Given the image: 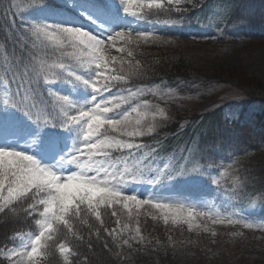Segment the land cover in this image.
I'll list each match as a JSON object with an SVG mask.
<instances>
[{
  "label": "trees",
  "instance_id": "obj_1",
  "mask_svg": "<svg viewBox=\"0 0 264 264\" xmlns=\"http://www.w3.org/2000/svg\"><path fill=\"white\" fill-rule=\"evenodd\" d=\"M70 1L75 2L77 7L75 8ZM117 1L119 0H44L42 4L35 5L28 10L26 6L29 0H12V3L19 6L14 9L17 12L15 17L17 23L25 25L33 22L50 25L38 18V9L42 7L58 10L63 16L83 19L85 16L80 7H92L104 14L108 12L117 14L130 25L133 24L137 27L150 25L153 28V37L147 43L140 42L138 46H132L133 57L131 59L138 60L145 73L143 76L132 77L127 87L133 89L140 85L154 86L163 80L175 84L182 80L200 77L237 84L240 75L236 69L232 68L234 67L232 62L257 51L255 50L257 45L261 47V51L264 50V0H230L233 2V8H229L223 21L212 28L210 26L200 27L197 18L211 11L208 5L216 0H207L196 9H185L179 12L172 8L169 9L168 6H165L164 9H141L137 8L134 3L131 11L136 15L125 12L124 4H120L122 7H117L119 5ZM141 2H147V0H141ZM8 3L9 0H0V88L3 84L4 68L21 54L19 45L6 38V33L9 30L7 20L12 19V16L9 13L5 18L2 12ZM141 15L146 18L141 19ZM171 15L175 16L176 21L168 22ZM190 33L194 34L195 38H192ZM204 37L210 38L205 39ZM45 44L47 48L44 52L37 51V57L43 60L46 65H57V67L50 68V72L58 73L56 80L60 81L68 92L81 88L82 85L79 82L75 81L73 77L67 76V73L58 67L60 63H64L67 67L82 68L79 67L76 59L68 54L72 50L68 49L65 55H61L58 46L53 42L45 41ZM37 45L39 47L40 42H37ZM120 46L118 42L117 47ZM110 55L119 56L120 53L112 50ZM254 72L258 76L261 75L260 71L259 73L258 71ZM49 79L51 80L53 77L49 75ZM259 81L250 82L249 95L254 100L264 102V83ZM49 84H43V89L46 92L49 90ZM218 112V110H214L203 115L193 113L191 117L194 120L184 130L179 129L180 120H182L180 115L177 122L170 124V134H164L162 131L158 135L143 138L142 143L148 146L144 149L145 152H149L153 147L158 149L156 158L149 157L145 161L148 170L143 173V176L148 172L159 171L171 158L172 160L167 166V174L173 178L163 179L166 188H171L174 184L183 188L186 185L199 186L203 191L217 194L218 201L226 208L235 207L240 203L248 205L254 197H258L261 201L264 198V147L259 144L260 142L264 143V128L255 132V138H252V134H238V132L228 129L222 133L223 138L219 139L213 135L215 134L214 118ZM12 115L14 118H19L23 128L37 131L38 135L44 134V130L48 129L47 126H41L29 119L24 112L18 109L13 108ZM52 128L63 129L54 126ZM234 134L236 135L234 136ZM43 139L46 140L44 137ZM205 143L211 144L212 147L207 148L209 151L201 152V147ZM213 145L224 148L231 147L234 149V153L239 150L238 153L233 154V158H238L237 163L230 166L221 164V157L216 156ZM183 146L184 151H182ZM114 155H118V153H114ZM223 155L225 158L231 156L226 150ZM197 157L201 166L211 161L214 167H204L201 172L207 174L193 175L190 172L187 175H176L180 166L191 169L190 163ZM227 161L229 162V160ZM130 163L132 166L131 161ZM218 176L221 178L216 184L213 179ZM196 177L197 179H195ZM191 180H196L199 185H195L196 183ZM189 181L192 184H190L191 182L187 183ZM110 211L111 209L101 208V216L105 220L106 226L122 228L124 238L129 239L132 244L131 249L127 245H123L119 238L112 241L111 238L102 234L101 239L97 240L93 229L91 234L93 249L88 251L85 241L89 239L90 234L88 225L84 221L86 220L88 224L99 225L94 216L82 213L80 219L72 221L73 230L67 232L65 239L60 241V243H66L71 251L62 255L59 247L51 245L50 242L51 246L44 253L46 258L43 264H79L76 258L77 252L81 254V259L84 255H88L90 264H99L100 256L103 258V264H195L196 259L199 264H202V257L195 259L197 249L210 252L209 258L213 257L214 260L209 264H230L236 256V251L243 249H245L243 251L245 253L260 255L258 259L261 262L256 260L254 264H264V230L262 229L246 228L243 224L230 225L227 222L214 224L211 219H207L205 223L194 220L189 225L182 220L174 223L170 218L165 223L163 214L147 205L133 211L130 215H120V224L117 225L114 223L115 218L110 217ZM136 228L140 229L137 240L139 237H143L139 243L137 240L131 239V237L137 236ZM21 230L38 231L40 228L34 221L24 220L23 208H18L13 217H5L0 214V248H3L4 245L8 247L13 242L15 234ZM81 236L85 237V241L79 239ZM103 240L109 241L111 252L103 249ZM232 242L234 245L232 244L230 251L220 247V245ZM225 252H227L225 255L228 262L224 261Z\"/></svg>",
  "mask_w": 264,
  "mask_h": 264
},
{
  "label": "snow or ice",
  "instance_id": "obj_2",
  "mask_svg": "<svg viewBox=\"0 0 264 264\" xmlns=\"http://www.w3.org/2000/svg\"><path fill=\"white\" fill-rule=\"evenodd\" d=\"M43 2L44 0H29L26 9ZM121 3L125 5V12L132 15H136L131 11L134 3L141 9L165 7L164 0H121ZM180 4L181 0H167L169 9L175 6L177 11H181ZM18 7L9 0L2 12L5 18L9 13L12 16V19L7 20L9 30L6 38L19 45L21 50V54L4 68L2 82L8 91L4 93L3 101L6 105L24 112L29 119L41 126L69 128L80 125L83 147H74L72 153L68 154L70 159L62 157L65 163L75 165L77 169L67 175L58 174L54 166L42 165L31 155L0 148V214L13 217L18 208H23L24 220L34 221L40 228L39 233L31 238L30 245L21 248H8L4 245L0 248V264H42V255L51 245H57L62 255L66 251L70 252L67 244L60 241L65 239L67 232L73 230L72 221L80 219L82 213L94 216L99 225L84 221L88 225L90 236L87 241L84 236L79 239L85 241L88 251L93 249V229L97 240L101 239L102 234L112 241L119 238L123 245L131 249L132 244L129 239L124 238L122 228L106 226L101 216L102 207L111 209L109 215L115 218L114 223L117 225L120 224V209H126L130 215L146 205L159 210L165 223L171 218L174 223L182 220L191 225L200 216L211 219L214 224H223L224 220L218 219V214L196 213L191 208L185 209L183 205L141 199L136 195L124 194L117 187L128 181L126 176L134 181L142 179L143 173L148 170L145 161L149 157L156 158L158 149L153 147L145 152L144 149L148 146L137 141L157 132L158 128L172 119L167 112L151 105L148 100H143L134 107L130 105L131 101L138 100L145 93H151L162 100L172 99L174 95L171 90L163 92L139 86L135 89L127 87L133 76L145 74L140 62L131 59L132 46H138L140 42L147 43L154 32L125 30L101 38L77 27L34 22L25 25L17 23L15 19L17 12L14 9ZM140 18L144 19L146 16L141 15ZM45 41L57 45L61 55L71 49L68 54L76 59L79 67L92 70L93 77L85 79L72 70L75 67H67L64 63L58 65L67 76L75 77L94 90L95 95L88 102L87 108L77 107L67 96L43 89L44 83H51L58 78V73L50 72V68L57 65H46L36 55L37 51L44 52L47 48ZM37 42H40L39 47ZM118 42L120 47H117ZM112 50L120 55H110ZM49 75L53 79L50 80ZM113 92V95H108ZM121 104H129L131 110L122 114L123 108L120 113L109 115L114 112V108H121ZM129 161L132 162L131 168ZM204 167L211 168L214 164L209 161L206 165L193 166L191 169L180 166L176 175H187L190 172L207 174L201 172ZM167 171V166L160 169L159 176L150 182L172 179L173 176L168 175ZM213 182L219 183L214 179ZM227 223L253 227L244 219L233 220L229 217ZM261 227L264 228V225ZM135 231L137 236L131 237L132 240H137L140 229L136 228ZM142 240L143 237H139L137 242ZM102 247L112 251L108 240H103ZM76 258L79 264H90L88 255L81 259V254L77 252ZM99 264H103L102 256L99 257Z\"/></svg>",
  "mask_w": 264,
  "mask_h": 264
},
{
  "label": "rangeland",
  "instance_id": "obj_3",
  "mask_svg": "<svg viewBox=\"0 0 264 264\" xmlns=\"http://www.w3.org/2000/svg\"><path fill=\"white\" fill-rule=\"evenodd\" d=\"M159 2V0H157ZM207 0H181L180 8L181 10H191L196 9L203 5ZM165 6L167 5V0L164 1ZM211 11L207 14L200 16L197 18L199 20L200 27L210 26L211 28L216 26L220 21L226 17L228 13V9L233 8V2L230 0H216L214 3L208 5ZM211 6V7H210ZM169 7V6H168ZM174 11H177L175 6L172 7ZM43 11H49L47 9H41ZM179 12V11H177ZM42 19H58L61 22H67L65 18H59L55 16L53 13L47 14L43 12L41 14ZM88 17L94 21L91 27L87 26L83 21L80 22H72L74 27L82 28L90 33H93L101 38H107L110 35H113L115 31L118 29L117 27L120 25L118 22H114L113 18H109L107 16L103 17L99 13L88 12ZM57 21V20H56ZM56 21H53L55 23ZM176 21L175 16L171 15L168 18V22ZM70 24V25H72ZM122 25L120 26V28ZM255 50L247 56H244L243 59H238L237 61L232 62L234 64L233 69L237 70L238 75H240V79L237 84H233L231 82H218L208 80L204 77L193 78L190 80L180 81L176 84H159L157 86H142L141 88H149V89H157L162 90L163 92L172 91L173 98L172 99H159L158 97H154L151 93H145L144 96L140 97L138 100H134L130 102V105L134 107L136 104L140 103L143 100H148L151 105H156L158 108L163 109L167 112L171 117V121L167 123L165 126L157 129V132L152 135H158L162 131L164 134H170V124L177 122L180 119V115L182 116V120L180 121V130L186 129L191 121L194 120L192 116L193 113L198 114H206L210 113L214 110H218V114L215 119V134L217 138H223L222 133L226 132L228 129L233 132L247 133L252 134V138L256 137V131L258 129H263L264 127V102L254 100L249 95V86L250 82L254 83L255 81L260 80L259 82L264 83V50L261 51V47L259 45ZM251 64L252 66H250ZM260 65V66H259ZM259 68V69H258ZM74 70V69H72ZM76 73L85 79H91L93 77V73L91 69H77L74 70ZM254 71H260V76ZM82 82V81H81ZM88 87V86H87ZM51 89L54 93L67 96L64 90L61 89L58 82H55L51 85ZM91 94H84V96L78 98H69L73 101L77 107L84 106L87 108L89 106V101L95 95L93 89L89 87ZM113 93H109L111 96ZM124 108V113L131 110L129 104H121V108L113 109V113L109 115H116L120 113V110ZM159 119V118H158ZM213 119V118H212ZM211 119V121H212ZM213 119V120H214ZM210 121V122H211ZM248 125L250 127H246ZM78 131L80 133V125H78ZM16 132L12 131L11 134H8L7 138L4 137L0 141V148H7L9 150H15L19 152L26 153L32 149L31 143L27 140L26 137L18 138L16 136ZM236 134H234L235 136ZM149 137V136H146ZM144 137V138H146ZM231 138V137H230ZM255 140V139H254ZM67 144L65 146H61L60 143H56L50 154L47 155V159L49 162L54 161L57 157L60 156V153L63 152V157H67L70 159L69 149L73 151L71 146L70 136H68ZM137 142H143V140H138ZM82 144V145H81ZM81 147L83 146L82 141L80 142ZM261 147H264V143L260 142ZM80 147V146H78ZM212 147L211 144L205 143L204 146L201 147V152L209 151L207 148ZM214 152H216V156L221 157V164L224 166L233 165L237 163V159L233 158L234 149L231 147H218L214 146ZM206 148V149H204ZM228 149V150H227ZM227 151L231 156L225 158L223 152ZM184 151V149L182 150ZM224 157V158H222ZM197 160V159H196ZM229 160V162L227 161ZM227 163H223V162ZM61 169L63 170L62 175H67L70 172L76 171V166L72 164L65 163L62 159H60ZM193 166H200L198 164H194ZM166 168V164L162 169ZM203 169H201L202 171ZM121 172L123 169L121 168ZM159 176V175H157ZM150 178L144 184H140L137 186L129 187V186H121L117 185L120 190L124 194L128 195H136L141 199H154L163 203H172L173 201L178 202L180 205H183L185 209H193L196 213L199 212H212L214 214H218V219H223L224 222H227V218H231L233 220L244 219L247 223H250L255 228H261V225H264V198L260 201L258 197H254L248 205L243 203L237 204L235 207L225 208L222 204L217 200V198L209 193H205L199 190H178L177 188L164 189L161 194H157L156 190L161 187V180L158 183H153L150 181H155L156 177ZM149 177H146L147 179ZM195 182V185H199V182L196 180H192ZM192 182L190 184H192ZM142 208V207H141ZM139 208V209H141ZM138 210V209H137ZM120 215L126 214L128 215V211L126 209H120ZM208 218L197 216L195 220L197 222L205 223ZM207 226V225H206ZM125 228V227H124ZM126 229V228H125ZM38 234L36 232H24L20 233L17 236V240L14 244L8 248L16 247L21 248L24 245H30L31 238L33 235ZM232 243H225L221 248H226V251L231 250ZM243 250L236 251V256L233 258L234 260L230 264H254L256 260L260 258L258 254L254 255L253 253L243 252ZM197 257H202V264H209L213 259L209 258L208 254L210 252L201 251L199 249L196 250ZM224 253L225 260H227V256ZM217 256V255H216ZM218 258H221L218 256ZM44 260V255H42V264ZM261 262V260H259ZM199 264V262L195 261V264ZM257 263V262H256Z\"/></svg>",
  "mask_w": 264,
  "mask_h": 264
}]
</instances>
